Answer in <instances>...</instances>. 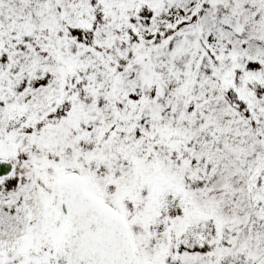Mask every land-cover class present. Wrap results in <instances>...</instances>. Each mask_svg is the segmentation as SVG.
Wrapping results in <instances>:
<instances>
[{"label":"snow or ice","instance_id":"1","mask_svg":"<svg viewBox=\"0 0 264 264\" xmlns=\"http://www.w3.org/2000/svg\"><path fill=\"white\" fill-rule=\"evenodd\" d=\"M0 264H264V0H0Z\"/></svg>","mask_w":264,"mask_h":264}]
</instances>
